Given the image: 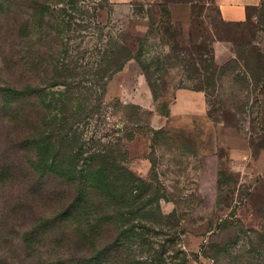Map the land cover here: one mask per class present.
Returning a JSON list of instances; mask_svg holds the SVG:
<instances>
[{"label":"rangeland","instance_id":"obj_1","mask_svg":"<svg viewBox=\"0 0 264 264\" xmlns=\"http://www.w3.org/2000/svg\"><path fill=\"white\" fill-rule=\"evenodd\" d=\"M53 1L59 4L52 8L51 27L60 20L67 23L61 39L68 54L59 61L67 66L66 74L73 71L77 83L70 86V97L84 112L76 132L82 157L113 149L128 156L139 176L157 178L161 194L170 199L161 201L163 212L176 207L181 215L189 264H264V244L256 236L264 233V169L252 163H258L264 147V81H253L244 66L255 63L251 50L264 55V4L230 20L216 7H200L191 30H185L155 4ZM27 3L17 0L19 9L12 16L0 12V82L26 84V74L19 78L31 58L35 84H48L57 114L67 87L59 84L63 78H56L54 63L46 61L48 43L60 50L50 41L55 35L42 37L45 27L35 23L31 37L19 36L16 26L12 33L1 20L11 17L9 24L17 19L19 26L28 17ZM120 40L135 50L142 47L140 61L149 79L136 60L103 81L97 76L106 50ZM192 102L199 107L177 109ZM224 127L237 128L245 139ZM4 131L0 129V147ZM246 139L254 154L249 168L221 173V156L244 158L249 153L244 152ZM221 144L231 150H220ZM14 197L0 191V218ZM219 248L228 252L217 254Z\"/></svg>","mask_w":264,"mask_h":264},{"label":"trees","instance_id":"obj_2","mask_svg":"<svg viewBox=\"0 0 264 264\" xmlns=\"http://www.w3.org/2000/svg\"><path fill=\"white\" fill-rule=\"evenodd\" d=\"M58 4L28 0V17L18 26L17 19L9 24L10 16L18 12L17 0H0V12L10 15L2 23L12 33L16 26L19 36L31 37L38 23L45 27L42 37L55 35L50 41L60 50L48 43L46 61L54 63L56 78H63L59 84L67 87L58 113L53 114L49 86L35 84L31 58L19 78L26 74V84L0 82V129L6 130L0 147V191L15 194L0 218V264H189L181 239L186 231L181 215L176 207L163 212L161 201L170 199L161 194L157 178L139 176L128 156L113 149H97L82 157L76 132L84 112L73 106L69 92L77 81L59 61L68 54L61 39L67 23L60 20L51 27L52 8ZM248 55L255 59L253 66L244 63L253 81H264V55L258 48ZM141 57L142 47L135 50L120 40L106 50L97 76L103 81L136 60L149 79ZM256 236L264 244V233ZM220 252L226 254L228 249L219 248Z\"/></svg>","mask_w":264,"mask_h":264},{"label":"crops","instance_id":"obj_3","mask_svg":"<svg viewBox=\"0 0 264 264\" xmlns=\"http://www.w3.org/2000/svg\"><path fill=\"white\" fill-rule=\"evenodd\" d=\"M264 0H110L112 3H128V4H137V5H144L145 7H149L153 4L163 7L168 12V17L171 20L172 23L175 25H179L183 27L185 30L192 28L193 23L197 19L195 11L199 9L200 7H218L221 12L222 16L226 20L233 19L235 16H237L240 13H243L247 8L250 7H258L262 4ZM150 92L151 88L149 89ZM182 95V94H181ZM183 97V96H182ZM185 106H193V107H199V104L197 102H192L190 104L188 103H182L177 108L180 110V108H184ZM229 128L233 134H236L240 136V138L245 139L241 132L235 128V127H224ZM237 138V137H236ZM247 140V139H246ZM248 143V150L246 149L244 152L247 155L244 156V158H234L230 156V154H225L224 156H221L219 158L218 166L219 170H228V171H238L239 167H248L250 166L251 161V155L252 149L249 143V140H247ZM240 147V142L238 141V144ZM220 150L224 152H229L228 150H231L230 145L229 149L224 148V145H220ZM241 152V151H238ZM250 158V159H249ZM254 163L253 168L256 167V165H261V169H264V150L260 151L258 154V163Z\"/></svg>","mask_w":264,"mask_h":264}]
</instances>
